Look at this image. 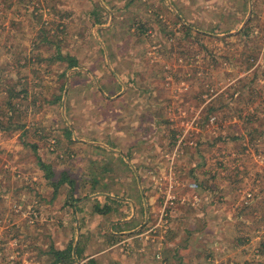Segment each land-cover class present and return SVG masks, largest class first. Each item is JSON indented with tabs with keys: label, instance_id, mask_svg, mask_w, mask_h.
Instances as JSON below:
<instances>
[{
	"label": "rangeland",
	"instance_id": "374dc122",
	"mask_svg": "<svg viewBox=\"0 0 264 264\" xmlns=\"http://www.w3.org/2000/svg\"><path fill=\"white\" fill-rule=\"evenodd\" d=\"M172 239L264 264V0H0V264Z\"/></svg>",
	"mask_w": 264,
	"mask_h": 264
},
{
	"label": "crops",
	"instance_id": "0c3cea01",
	"mask_svg": "<svg viewBox=\"0 0 264 264\" xmlns=\"http://www.w3.org/2000/svg\"><path fill=\"white\" fill-rule=\"evenodd\" d=\"M102 194H105V193H100V195H102ZM110 196H112V195L110 194ZM134 216H135V209H134V211H132V216L130 218L128 217V219L126 220V221H129L126 223L128 225V227L126 229H123L120 232H116L117 235H119L121 233H126V232L129 233L130 231H135L138 228L137 225H134V226L129 225L134 221V218H135ZM167 246H169V247H167ZM171 246H173V247H171ZM187 247L185 245H183L182 243H180V241H178V239H175V240L172 239V240L168 241L166 244V248L164 250V256L168 257L169 261L171 259L172 262H174L173 264H197V263L199 264V262H195L196 260L192 257L197 255L198 253L200 254L201 252L198 251V252H196V254L192 255L193 252H191L189 250L195 249L196 247L188 244V242H187ZM171 248H172L173 252H170ZM199 258H200V255H199ZM148 264H149V262H148Z\"/></svg>",
	"mask_w": 264,
	"mask_h": 264
},
{
	"label": "trees",
	"instance_id": "16d2710c",
	"mask_svg": "<svg viewBox=\"0 0 264 264\" xmlns=\"http://www.w3.org/2000/svg\"><path fill=\"white\" fill-rule=\"evenodd\" d=\"M42 166H45L43 162H42ZM45 169L48 170V171L50 172L49 174H51V171H50V169L48 168V166H45ZM49 176H50V175H49ZM71 252H72V249H71ZM55 254L58 256L59 259H60V258H61V259L64 258V257H62V256L65 255V254L61 255V254H62L61 251H55Z\"/></svg>",
	"mask_w": 264,
	"mask_h": 264
},
{
	"label": "built area",
	"instance_id": "2783aa9c",
	"mask_svg": "<svg viewBox=\"0 0 264 264\" xmlns=\"http://www.w3.org/2000/svg\"><path fill=\"white\" fill-rule=\"evenodd\" d=\"M162 254H163V253H161V251H159L157 257H158L159 259H161V258H162Z\"/></svg>",
	"mask_w": 264,
	"mask_h": 264
},
{
	"label": "water",
	"instance_id": "95a60500",
	"mask_svg": "<svg viewBox=\"0 0 264 264\" xmlns=\"http://www.w3.org/2000/svg\"><path fill=\"white\" fill-rule=\"evenodd\" d=\"M74 252H76L75 249H74Z\"/></svg>",
	"mask_w": 264,
	"mask_h": 264
}]
</instances>
